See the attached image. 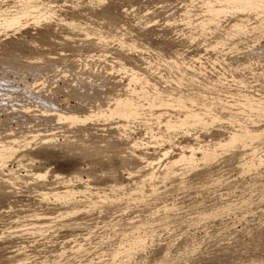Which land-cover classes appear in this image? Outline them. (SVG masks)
I'll return each instance as SVG.
<instances>
[{
	"label": "rangeland",
	"instance_id": "1",
	"mask_svg": "<svg viewBox=\"0 0 264 264\" xmlns=\"http://www.w3.org/2000/svg\"><path fill=\"white\" fill-rule=\"evenodd\" d=\"M197 1L0 0V264H264V9ZM174 89L233 103L162 153Z\"/></svg>",
	"mask_w": 264,
	"mask_h": 264
},
{
	"label": "bare ground",
	"instance_id": "2",
	"mask_svg": "<svg viewBox=\"0 0 264 264\" xmlns=\"http://www.w3.org/2000/svg\"><path fill=\"white\" fill-rule=\"evenodd\" d=\"M189 1V0H188ZM197 1V0H196ZM186 2H187V0H186ZM198 2V1H197ZM201 2V1H200ZM205 2H206V11H205V15L203 14V16H204V18H201L200 20H201V23H202V27L203 26H205L204 25V23L205 22H209V24H211V23H216V21H217V19H218V16L219 15H221V12L222 11H230L231 13L234 11V12H236L235 10H242V8H243V10L246 8V7H249V9H250V12L252 11V13H255L254 15H258L257 13H260L261 14V11H262V9H264V0H205ZM203 3V2H202ZM203 5V4H202ZM186 6V5H185ZM204 6V5H203ZM188 7V6H187ZM245 7V8H244ZM188 10V9H187ZM245 10H247V9H245ZM264 11V10H263ZM184 12H186L185 11V8H181L178 12H177V14H175V20L177 19V18H179L181 15H182V13L183 14H185ZM233 12V13H234ZM239 12V11H238ZM246 12V11H245ZM204 13V12H203ZM220 13V14H219ZM222 13H224V12H222ZM231 13H229V14H231ZM240 13H241V11H240ZM248 13V12H247ZM246 13V14H247ZM245 14V15H246ZM14 15V14H13ZM200 15V14H199ZM202 15V14H201ZM232 15V14H231ZM253 15V14H252ZM16 16V15H15ZM202 16V17H203ZM222 16H223V14H222ZM225 16V15H224ZM227 16V15H226ZM229 16V15H228ZM260 17V16H259ZM258 17V18H259ZM18 18V17H17ZM237 18H241V17H237ZM248 18V17H247ZM6 20L8 19V18H5ZM242 19H244V18H242ZM255 19V18H254ZM257 19V18H256ZM255 19V20H256ZM13 20H15V18H14V16L11 18V19H9V22H11L12 23V21ZM191 20V19H190ZM220 20V19H219ZM240 20V19H239ZM247 20V19H246ZM258 20H260V19H258ZM5 22H7V21H5ZM211 22V23H210ZM243 22V21H242ZM8 23V22H7ZM4 24V23H3ZM6 24V23H5ZM196 24V23H195ZM198 24V23H197ZM237 24V23H236ZM242 24V23H241ZM212 25V24H211ZM235 25V24H234ZM196 26V25H195ZM198 27H200L201 26V24H199V25H197ZM211 27V26H210ZM241 27V26H240ZM239 27V28H240ZM242 27H244V26H242ZM196 30V29H195ZM233 30H234V28H233ZM236 30V29H235ZM237 32H239L238 30H236ZM202 32V31H201ZM202 37V36H201ZM214 40V39H213ZM209 41V40H208ZM216 42V41H215ZM212 44V43H211ZM215 44H217V42L215 43ZM210 48V47H209ZM217 48V47H216ZM197 53V52H196ZM176 57V56H175ZM185 57V56H184ZM175 59V58H174ZM174 59H172V60H174ZM178 59V58H177ZM177 59H175V60H177ZM174 60V61H175ZM168 61H170V59L168 60ZM173 61V62H174ZM175 62H177V61H175ZM170 63V62H169ZM172 63V62H171ZM147 79V78H146ZM144 80H145V78H144ZM148 80H149V78H148ZM173 80V79H172ZM182 80V79H181ZM181 83V82H180ZM158 88V87H157ZM193 88V87H192ZM208 88V87H207ZM175 90V89H174ZM177 90V92L176 93H173V94H169V95H167L166 97H159L158 95H157V97H150V98H147V96L145 97V98H147V99H145V104L147 105V107L149 108V107H152L154 104H159V107L160 108H158V110L159 111H157L158 112V114H156V115H153V116H156L153 120V122H155V121H157V120H159V121H157V123L159 124V126H158V133H157V135H156V138L155 139H159V143H160V146H161V151H162V153H166L167 151H169L170 150V148H172L175 144H176V140H173V138L174 137H177L178 136V133H181V135L182 136H184V134L183 133H185V136L187 135V134H190L191 133V130L193 129V126L195 125V124H198V126L199 125H201V128H202V125L204 126H206V125H208L207 124V122H208V120H211L212 122L216 119H218L219 118V116H221V115H219V112L220 111H222V112H224V114L226 113V114H228L229 112H227L228 111V107H230V105H231V103H233V102H231V103H229V102H225L224 101V103L223 102H219V103H217V102H215V103H217V104H215L214 102H212L211 100H210V102H209V100L208 99H206V98H204V97H195V98H193L192 96V98L190 97V98H188V100L186 99L187 97H188V94L186 93L185 94V92L183 93V94H181L182 92L181 91H178L179 89H176ZM175 90V91H176ZM201 90V89H200ZM179 92V93H178ZM189 93V92H188ZM199 93V92H198ZM154 94V93H153ZM161 95H163V94H161ZM193 95V94H192ZM155 96V95H154ZM190 96V95H189ZM159 97V98H158ZM217 97V96H216ZM248 98H249V96H247ZM243 99H245V100H243ZM242 99V101L240 100V99H238V101H237V103L238 102H240V103H242V105L241 104H238V105H241V106H239V107H242V109H240V110H246V107H248V108H252L253 109V107L255 108L256 106L258 107V102H254L253 100H246L247 98H243ZM260 99V98H259ZM187 100V101H186ZM180 101L182 102V103H180ZM232 101H234V100H232ZM245 101V102H244ZM255 101H258V100H255ZM180 103V105L183 107L182 108V110H181V112H179V113H175L174 115L175 116H172V115H168V116H166L165 115V117H163L162 116V118H160V116H161V114L164 112H166L167 110L168 111H170L168 108H171L172 106H174L175 104H178V106H180L179 105V103ZM212 104V103H214V105L212 106V108L213 109H211V108H208L209 110H201L203 107L202 106H204L205 104ZM244 103V104H243ZM138 104H140V102L138 103ZM235 105H237V104H235ZM176 106V105H175ZM180 106V107H181ZM210 106V107H211ZM215 106V107H214ZM232 106V105H231ZM153 107H155V106H153ZM207 107H209V106H207ZM156 108V107H155ZM155 108H154V110H155ZM194 108V109H193ZM172 109V108H171ZM175 109V108H174ZM211 109V110H210ZM229 109H231V107L229 108ZM262 109V108H261ZM179 110V109H178ZM227 110V111H226ZM167 111V112H168ZM151 112V111H150ZM149 112V113H150ZM156 112V111H155ZM156 112V113H157ZM244 112V111H243ZM246 112H248V113H250L249 112V110H247ZM261 112V111H260ZM259 112V113H260ZM103 113V112H102ZM153 113V112H152ZM151 113V114H152ZM220 114H223V113H220ZM243 114V113H242ZM242 114H240V115H242ZM245 114V113H244ZM244 114H243V116H244ZM252 114V113H251ZM257 114V113H256ZM255 114V115H256ZM144 115H146V116H149V114H148V112H146ZM202 115H207V118H203V117H205V116H203L202 117ZM246 115V114H245ZM247 116L249 117V115L247 114ZM150 118H151V116H149ZM222 117V116H221ZM221 117H220V119H221ZM235 117V116H234ZM234 117H232V119L234 118ZM244 117H246V116H244ZM153 118V117H152ZM231 118V117H230ZM247 118V117H246ZM224 119V118H223ZM232 119L230 120L231 122H233L232 121ZM235 119H236V117H235ZM234 119V120H235ZM151 121H152V119H150ZM240 119H236L235 121H236V124H233L234 126L233 127H235V125H236V127H239V129H240V127H241V123L240 122H238ZM229 121V122H230ZM234 121V122H235ZM211 122V123H212ZM233 122V123H234ZM156 123V122H155ZM208 123H210V122H208ZM222 124V123H221ZM262 125H264V124H262ZM235 127V128H236ZM204 128V127H203ZM239 129H233L234 130V132L232 131V133L230 134V136H228V138L225 140V142L224 141H222V142H224L223 144L225 145V147H227V145H228V147H230V146H234L233 144H234V142H235V140H237V136L236 135H239L240 134V132H241V130L240 131H238L237 133L238 134H236V131L237 130H239ZM190 131V133H187V132H189ZM245 131V130H244ZM244 131H242L241 132V134H242V136H240V140L241 141H243V142H246V141H248V138H250V139H255V138H258V137H260V134L261 133H254V132H252V131H246V132H244ZM259 132H261V131H259ZM263 132V131H262ZM187 133V134H186ZM155 134V133H154ZM151 135H153V134H151ZM152 137V136H151ZM155 136L153 135V138H154ZM196 138V137H195ZM199 140H201V139H199ZM216 139H214V141H215ZM208 142H210L209 140H207ZM213 141V142H214ZM218 141H220V140H218ZM217 141V142H218ZM190 142V141H189ZM195 142V141H194ZM199 142V141H198ZM206 142V141H205ZM204 142V143H205ZM203 143V142H202ZM207 143V142H206ZM216 143V142H215ZM192 144H194V143H192ZM192 144H187V145H185V144H180L179 145V153H178V155H179V158H184L186 161L187 160H191V156L189 155L191 152L189 151V150H187L186 151V149L185 148H187V149H189V148H192V146H195V145H192ZM200 144V143H199ZM219 144H222L221 142H218V144L217 145H219ZM224 145H222V146H224ZM198 146V145H197ZM197 146H195V147H197ZM212 146H214L213 148H215V146L216 145H214V143L212 144ZM212 146H210V145H205V146H201L200 148H201V150L200 151H202L203 152V154H202V152H201V154L202 155H204L205 153H208V154H210V152L209 151H211V147ZM213 148H212V150H213ZM255 147H253V148H250V150L248 151V155H250V156H247V157H251V158H256L257 160H261V158H263L264 157V155L263 154H256V149H254ZM193 149V148H192ZM192 149H191V151H192ZM177 150V149H176ZM195 150V149H194ZM188 152H189V154H188ZM188 154V155H185V154ZM262 153H264L263 151H262ZM192 154V153H191ZM206 155V154H205ZM204 155V156H205ZM193 156V155H192ZM263 156V157H262ZM188 158V159H187ZM190 158V159H189ZM170 172V171H169Z\"/></svg>",
	"mask_w": 264,
	"mask_h": 264
}]
</instances>
